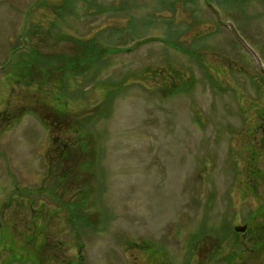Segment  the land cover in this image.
<instances>
[{
	"label": "rangeland",
	"instance_id": "374dc122",
	"mask_svg": "<svg viewBox=\"0 0 264 264\" xmlns=\"http://www.w3.org/2000/svg\"><path fill=\"white\" fill-rule=\"evenodd\" d=\"M263 198L264 0H0V264H264L199 251Z\"/></svg>",
	"mask_w": 264,
	"mask_h": 264
},
{
	"label": "trees",
	"instance_id": "16d2710c",
	"mask_svg": "<svg viewBox=\"0 0 264 264\" xmlns=\"http://www.w3.org/2000/svg\"><path fill=\"white\" fill-rule=\"evenodd\" d=\"M14 49H15L14 51L19 52L18 47H15ZM34 54L35 52L32 53L31 55H34ZM17 57H20V60L18 61L19 68L26 67L24 69L30 70L31 71L30 75H32V72L41 70V67L37 66V63L34 62L33 58H30L29 60H27V63H26V57L28 58V56L21 53V54H17ZM83 57H84L83 61H87V59L96 60L95 58L98 57V49L96 48V46L95 45L88 46L87 53L84 54ZM23 58H25V60ZM77 65L76 63H74V61L72 62L67 61L66 63V66H70V67L72 66L73 69H76ZM63 110L64 109L62 108L58 109V112L62 117L67 115L66 111H63ZM77 123L82 125V121L77 122ZM86 146L82 147V149L86 150L85 149ZM64 154L65 152L62 151V156ZM85 161H86L85 164L86 165L88 164L90 168L94 165V162L90 163L89 160H85ZM257 165L258 163H256L255 161V163L252 164L254 169L250 167L246 168V171H245L246 175L243 176V180L241 184L239 185V188L242 190L243 199L251 196V197H254L256 201H258L259 200L258 196H261V195H258L259 194L258 189H259V186H262L263 175L260 173V170H258L259 168L257 167ZM254 219H256L258 222L255 225H253V227H249L247 232L245 233V234H250L251 236L249 244L246 243L247 245H245V241L243 242L240 239L241 237L240 233H235L234 235L230 233L229 230L232 228V225L227 220H225L227 224L223 226L222 229L215 228L214 226H208L207 224L203 225L201 229L199 230V233H201L203 237V240H202L203 248H201V250L199 251L203 255L204 259L206 261L207 259L209 260L214 259L215 256L218 254V252L216 251L222 248L223 245H225L224 243L226 239L232 238V237L234 239L233 243H231L233 246V250L229 252V254L226 256V259L228 260V262H232V263L235 262L238 256L241 257L240 255L242 254L251 253L250 256H253L257 252L264 251V198L261 200V202L258 203V206L255 209V211L251 213L250 216L247 218L249 222ZM211 234L216 235V238L218 239L217 243H213L212 241H210V239L207 238L209 237V235L211 236ZM252 251L254 252L253 255H252ZM80 257H81V261H83V258H82L83 256L81 255Z\"/></svg>",
	"mask_w": 264,
	"mask_h": 264
},
{
	"label": "water",
	"instance_id": "95a60500",
	"mask_svg": "<svg viewBox=\"0 0 264 264\" xmlns=\"http://www.w3.org/2000/svg\"><path fill=\"white\" fill-rule=\"evenodd\" d=\"M230 28L235 35V37L244 45L248 50H250L254 55L255 52L252 50V48L248 45V43L245 41V39L240 35L239 31L236 29V27L233 24H230ZM237 232H244L247 229V226H236L235 227Z\"/></svg>",
	"mask_w": 264,
	"mask_h": 264
}]
</instances>
